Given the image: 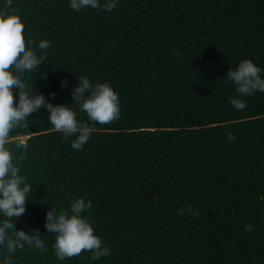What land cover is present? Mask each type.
I'll list each match as a JSON object with an SVG mask.
<instances>
[{"label": "trees", "instance_id": "trees-1", "mask_svg": "<svg viewBox=\"0 0 264 264\" xmlns=\"http://www.w3.org/2000/svg\"><path fill=\"white\" fill-rule=\"evenodd\" d=\"M12 11L26 44L53 42L41 71L25 77L35 92L71 104L86 76L108 82L121 108L80 151L44 110L10 133L32 185L16 228H38L48 249L18 251L16 264H264V93L236 111L225 81L242 60L264 68V0H120L113 12L79 13L68 0H13ZM77 197L91 200L83 215L110 256L57 260L45 214Z\"/></svg>", "mask_w": 264, "mask_h": 264}, {"label": "clouds", "instance_id": "clouds-1", "mask_svg": "<svg viewBox=\"0 0 264 264\" xmlns=\"http://www.w3.org/2000/svg\"><path fill=\"white\" fill-rule=\"evenodd\" d=\"M71 10L79 13L85 9L113 12L120 0H68ZM13 0H3L0 8V264H16V254L25 249L32 253H46V242L38 228L17 229L15 221L26 212V202L32 193V185L21 174L17 157L9 148L10 133L17 128L29 127V117L44 110L48 113V123L62 138L70 140L74 150H83L96 131V125H107L121 117L119 93L108 82L93 83L89 77L80 76L77 84L71 87V104L54 105L43 94L29 86L26 76L40 72L45 63L52 41L41 39L38 43L27 40L25 24L19 15L12 11ZM175 55H180L175 52ZM46 78V74L44 75ZM226 82L235 87L237 96L229 97V103L236 111L247 107V98L256 93H264V68L251 59H245L227 73ZM59 87H69L61 80ZM55 99L56 93H49ZM87 115V121L78 119L79 113ZM73 137H75L73 139ZM236 136L229 132L227 140ZM18 148L27 150V143L21 142ZM264 200V195L259 197ZM91 200L77 197L69 208L49 207L45 214L44 229L55 237L52 245L57 260L79 256L91 252V259L111 255V248L95 234L89 216ZM192 211V206H188ZM184 209L178 210L183 215ZM195 214V213H194ZM244 230L252 232L253 225L245 224Z\"/></svg>", "mask_w": 264, "mask_h": 264}]
</instances>
